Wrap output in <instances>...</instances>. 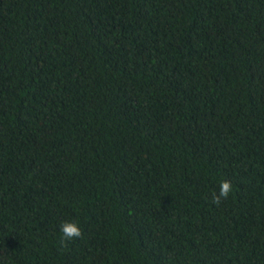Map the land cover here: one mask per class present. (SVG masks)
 Segmentation results:
<instances>
[{"label": "trees", "instance_id": "trees-1", "mask_svg": "<svg viewBox=\"0 0 264 264\" xmlns=\"http://www.w3.org/2000/svg\"><path fill=\"white\" fill-rule=\"evenodd\" d=\"M0 264H264V0H0Z\"/></svg>", "mask_w": 264, "mask_h": 264}, {"label": "clouds", "instance_id": "clouds-1", "mask_svg": "<svg viewBox=\"0 0 264 264\" xmlns=\"http://www.w3.org/2000/svg\"><path fill=\"white\" fill-rule=\"evenodd\" d=\"M232 192V184L228 180H222L219 184V192H213L212 202L219 206L222 200H226ZM61 243L82 237L83 233L77 222L66 221L61 224Z\"/></svg>", "mask_w": 264, "mask_h": 264}]
</instances>
